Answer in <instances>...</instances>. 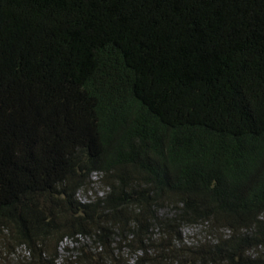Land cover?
Returning <instances> with one entry per match:
<instances>
[{"label":"trees","instance_id":"1","mask_svg":"<svg viewBox=\"0 0 264 264\" xmlns=\"http://www.w3.org/2000/svg\"><path fill=\"white\" fill-rule=\"evenodd\" d=\"M0 245L264 264V0H0Z\"/></svg>","mask_w":264,"mask_h":264},{"label":"rangeland","instance_id":"2","mask_svg":"<svg viewBox=\"0 0 264 264\" xmlns=\"http://www.w3.org/2000/svg\"><path fill=\"white\" fill-rule=\"evenodd\" d=\"M98 179H99V176L95 174L94 175V178H93V181L95 182L94 185H93V190L91 192H88V193L81 192L80 193V196H79V198H81V200L88 202V201H91L92 199H94L96 196L101 197L104 194L105 189H104L103 185L97 183L98 182ZM170 213L171 212H169V210H161V211H159V215L160 216L161 215L166 216V215H169ZM177 231L182 233V237H183L182 238V241H183V243L185 245H188V246L193 245L194 242L195 243L196 242L203 243L205 240H207L205 238H210L209 236H207L206 233H204L200 229V227H196V226L192 227V226L185 225L182 228H178V230H175V229L172 230L171 231V235L172 236L175 235L177 233ZM79 240L80 241H83L82 238H79ZM72 245H73V243L70 242V241L64 242L62 244L63 247L69 246L70 248L72 247ZM17 252H18L17 255L12 256L11 257L12 258L11 260H8L7 259V264H13V261H18L20 258H24V256H27V253H24L23 252V249H21V251H20V249H17ZM60 253H63V250H61ZM143 256H144V253H141V252H131V253H126L125 256H124V258L129 260L127 262V264H146L145 262L148 260V258L152 257L151 254H149L148 256H146V259L145 258H142ZM158 257H160V255ZM187 262L189 264H194L195 263L192 260H188ZM15 264H17V263H15ZM207 264H209V263L207 262Z\"/></svg>","mask_w":264,"mask_h":264}]
</instances>
